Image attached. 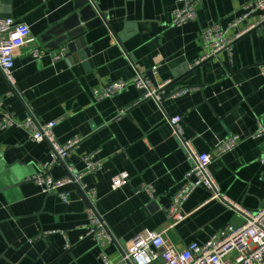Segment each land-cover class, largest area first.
<instances>
[{"label":"crops","instance_id":"1","mask_svg":"<svg viewBox=\"0 0 264 264\" xmlns=\"http://www.w3.org/2000/svg\"><path fill=\"white\" fill-rule=\"evenodd\" d=\"M195 1L198 19L175 27L180 0H93L103 22L86 31L91 56L84 61L80 51L48 49L42 41L78 12L74 0H0V17L27 25L34 40L15 58L17 93L10 94L11 85L0 75V113L23 122L30 111L42 124L57 122L54 135L61 145L80 139L69 158L49 172L56 180L69 169L83 172L88 155L101 163L80 187L62 188L69 194L64 202L33 179L52 161L50 144L34 142L23 128L0 129V264H104L103 253L114 264H128L123 255L140 234L167 230L165 239L185 250L227 226H242V215L209 201L211 194L203 189L184 204L179 220L168 217L192 167L169 123L175 116L183 118V138L200 154L238 136L239 145L217 157L211 173L222 193L243 208L264 204V139L253 138L264 121V28L201 62L206 55L201 32L214 24L227 28L254 0ZM243 27L230 29L228 37ZM35 49L40 58H34ZM60 52L63 58L55 60ZM138 72L154 84L171 81L160 104L140 100L132 86L112 98H95V90L131 83ZM184 88L192 91L170 96ZM121 173L129 178L114 190L113 179ZM81 188L96 192V211L114 240L105 247L85 237L89 216Z\"/></svg>","mask_w":264,"mask_h":264},{"label":"built area","instance_id":"2","mask_svg":"<svg viewBox=\"0 0 264 264\" xmlns=\"http://www.w3.org/2000/svg\"><path fill=\"white\" fill-rule=\"evenodd\" d=\"M47 2L48 0H44ZM181 7L173 13L172 25L181 27L198 19L197 3L195 0H180ZM244 24L234 37H228V31ZM264 28V0L250 2L242 16L237 18L227 28L214 24L201 32L203 46L206 55L201 62L218 56L221 52L231 50L233 44L249 33ZM30 28L21 23H16L11 18L0 17V75L11 85L10 94L17 93L15 89L14 66L15 58L20 50L32 43ZM42 52L33 50L34 58H40ZM63 58L62 52L55 55V60ZM171 81L163 84H154L146 73L138 72L131 83L124 81L113 82L101 89L94 91L97 100H105L115 97L129 87H134L141 93L140 100L153 99L159 104L166 96V89ZM191 89H177L170 96L178 98L190 93ZM0 102V109H1ZM123 114L127 113L125 110ZM1 114V113H0ZM0 129L9 127L23 128L29 131L34 142H48L51 146L52 161L40 166L41 173L36 175L34 181L42 187L45 194H56L64 202L68 201L69 194L62 192L67 185L80 187L83 178L87 174L95 173L101 169V163L95 162L94 156L84 157L85 170L77 172L72 169L63 178L56 180L49 172L56 164L65 162L79 144L76 138L67 144L61 145L54 135L57 122L42 124L37 121L30 111L26 114L23 122H16L10 114H1ZM174 136L178 139L181 147L186 152L188 160L192 163L190 171L186 174L183 184L173 198V203L168 210V217L179 220L182 217V208L189 198L199 189L206 190L211 194L209 201H219L230 210L244 217V224L238 228L227 226L216 232L205 244L191 243L185 250H178L165 239V232H148L138 235L129 243L123 260L128 264H264V207L257 210H247L233 202L223 194L220 186L215 181L210 167L213 161L228 152L234 150L240 142L238 136H229L222 140L213 153H197L192 143L183 138V118L175 116L169 119ZM253 138L264 139V121L258 122V127ZM264 163V160H262ZM127 173H121L113 179L112 188H121L128 180ZM80 198L87 205L89 224L86 226V238H91L101 247L113 243V238L102 217L97 213L95 201L97 199L94 190L80 189ZM148 192L153 196V189L147 186ZM173 224L169 225V229ZM83 237L82 239H84ZM104 264H114L103 253Z\"/></svg>","mask_w":264,"mask_h":264},{"label":"water","instance_id":"3","mask_svg":"<svg viewBox=\"0 0 264 264\" xmlns=\"http://www.w3.org/2000/svg\"><path fill=\"white\" fill-rule=\"evenodd\" d=\"M77 13L61 24L50 29L42 38L47 43V48L58 50L66 47L70 53L80 51L79 57L87 61L90 51L86 47L85 34L103 22V17L98 16L95 11L93 0H74ZM264 207V204L261 208Z\"/></svg>","mask_w":264,"mask_h":264}]
</instances>
